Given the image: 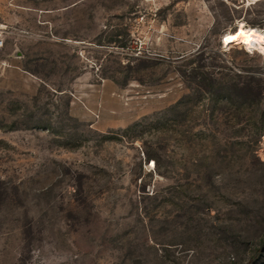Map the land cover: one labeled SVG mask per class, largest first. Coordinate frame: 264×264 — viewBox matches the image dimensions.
<instances>
[{"label":"rangeland","instance_id":"rangeland-1","mask_svg":"<svg viewBox=\"0 0 264 264\" xmlns=\"http://www.w3.org/2000/svg\"><path fill=\"white\" fill-rule=\"evenodd\" d=\"M241 24L264 0H0V264H264Z\"/></svg>","mask_w":264,"mask_h":264},{"label":"bare ground","instance_id":"bare-ground-1","mask_svg":"<svg viewBox=\"0 0 264 264\" xmlns=\"http://www.w3.org/2000/svg\"><path fill=\"white\" fill-rule=\"evenodd\" d=\"M233 36L237 37V39L231 42H226L227 37ZM245 41H247V43ZM222 43L226 48L233 44L242 43L248 50L251 51L255 49L256 44L260 47H264V32L246 28L243 24H241L235 29V31L225 34L222 38Z\"/></svg>","mask_w":264,"mask_h":264},{"label":"crops","instance_id":"crops-1","mask_svg":"<svg viewBox=\"0 0 264 264\" xmlns=\"http://www.w3.org/2000/svg\"><path fill=\"white\" fill-rule=\"evenodd\" d=\"M1 31V28H0ZM1 34V33H0ZM0 38L2 36L0 35ZM7 48L4 46L3 48H0V58L3 57L5 60H2L0 62V70H3L5 73L12 72L13 70H19L18 67H15L11 64L13 62L14 56H16L15 52L13 53H6Z\"/></svg>","mask_w":264,"mask_h":264},{"label":"snow or ice","instance_id":"snow-or-ice-1","mask_svg":"<svg viewBox=\"0 0 264 264\" xmlns=\"http://www.w3.org/2000/svg\"><path fill=\"white\" fill-rule=\"evenodd\" d=\"M241 35H243V34H241ZM237 39V37H227L226 38V42H231V41H234V40H236ZM246 43H247V41H245Z\"/></svg>","mask_w":264,"mask_h":264},{"label":"built area","instance_id":"built-area-1","mask_svg":"<svg viewBox=\"0 0 264 264\" xmlns=\"http://www.w3.org/2000/svg\"><path fill=\"white\" fill-rule=\"evenodd\" d=\"M4 47V41L2 38H0V48H3Z\"/></svg>","mask_w":264,"mask_h":264},{"label":"trees","instance_id":"trees-1","mask_svg":"<svg viewBox=\"0 0 264 264\" xmlns=\"http://www.w3.org/2000/svg\"><path fill=\"white\" fill-rule=\"evenodd\" d=\"M26 71L30 72V71H29V70H27V69H26ZM262 245H263V248H264V239H263Z\"/></svg>","mask_w":264,"mask_h":264}]
</instances>
